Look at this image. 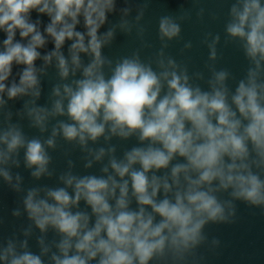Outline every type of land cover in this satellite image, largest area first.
<instances>
[{
	"label": "clouds",
	"instance_id": "obj_1",
	"mask_svg": "<svg viewBox=\"0 0 264 264\" xmlns=\"http://www.w3.org/2000/svg\"><path fill=\"white\" fill-rule=\"evenodd\" d=\"M192 2L191 9L181 6L177 14L159 16L161 48L154 58L142 60L138 50L116 59L103 54L117 29L130 33L133 27L122 17L101 32L116 11V0H0V33L5 36L0 111L7 101L31 97L24 112L29 126L41 133L51 118L67 117L57 120L50 137L41 140L11 123V111L3 113L0 177L21 191V176L16 174L13 184L7 167H19L20 149L25 150V167L34 169L32 177L51 176L46 147L55 148L58 136L75 142L97 162L108 157L102 175L69 171L59 177L63 187L27 190L22 203L31 225L24 235L31 234L32 225L39 230L41 254L29 251L27 240L18 251L10 239L0 247L2 264H44L42 256L49 253L52 264H199L205 226L235 223V201L264 211V0H229L224 43L242 53L247 67L237 79L228 68L209 65L206 88L192 82L186 64L164 51L169 42L182 39V23L192 19L194 10L202 19L205 9L197 7L201 0ZM129 11L122 10L125 17ZM33 13L48 17L43 30ZM142 16L143 8L136 20ZM81 23L83 31L77 30ZM144 31L140 27L138 34ZM49 41L53 50L42 56L40 49ZM220 41V33L203 34L200 43L209 60L220 58ZM66 42L67 56L62 51ZM192 47L190 40L183 45ZM41 59L45 67L37 68ZM53 60L60 80L68 82L53 87L49 108L36 100L40 76ZM14 65L20 66L18 81L8 83ZM195 77L205 79L200 72ZM113 137H135L139 145L125 149L122 158L116 145L88 146L89 141ZM92 164L87 160L85 168ZM49 230L54 238L45 244Z\"/></svg>",
	"mask_w": 264,
	"mask_h": 264
}]
</instances>
